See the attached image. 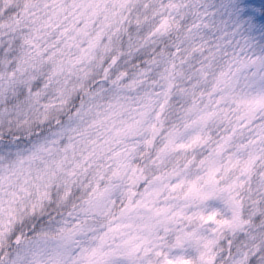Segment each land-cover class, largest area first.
<instances>
[{"label": "clouds", "instance_id": "1", "mask_svg": "<svg viewBox=\"0 0 264 264\" xmlns=\"http://www.w3.org/2000/svg\"><path fill=\"white\" fill-rule=\"evenodd\" d=\"M0 264H264V0H0Z\"/></svg>", "mask_w": 264, "mask_h": 264}]
</instances>
